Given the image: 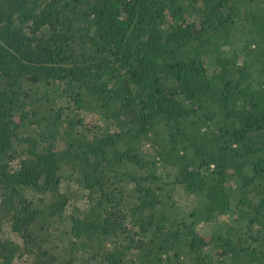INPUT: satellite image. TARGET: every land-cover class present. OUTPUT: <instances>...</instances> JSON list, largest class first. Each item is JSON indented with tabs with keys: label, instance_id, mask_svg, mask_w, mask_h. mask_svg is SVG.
I'll return each mask as SVG.
<instances>
[{
	"label": "trees",
	"instance_id": "obj_1",
	"mask_svg": "<svg viewBox=\"0 0 264 264\" xmlns=\"http://www.w3.org/2000/svg\"><path fill=\"white\" fill-rule=\"evenodd\" d=\"M0 264H264V0H0Z\"/></svg>",
	"mask_w": 264,
	"mask_h": 264
}]
</instances>
